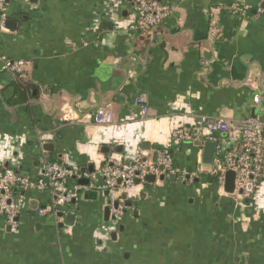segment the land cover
Listing matches in <instances>:
<instances>
[{
    "label": "crops",
    "instance_id": "0c3cea01",
    "mask_svg": "<svg viewBox=\"0 0 264 264\" xmlns=\"http://www.w3.org/2000/svg\"><path fill=\"white\" fill-rule=\"evenodd\" d=\"M160 1L170 15L148 30L133 29V0L8 3L14 27L0 33V56L27 62L19 84L31 92L18 103V77L0 62V165L36 180L44 163H59L99 185L105 160L154 163L169 147L191 172L206 141L179 144L178 128L202 116L228 121L227 135H213L218 157L241 147L236 125L264 126V0ZM100 109L110 124L95 122ZM205 166L193 182L154 176L120 191L127 209L116 227L98 189L56 217L37 212L49 192L25 193L18 233L0 216V264H264V181L228 193Z\"/></svg>",
    "mask_w": 264,
    "mask_h": 264
},
{
    "label": "built area",
    "instance_id": "2783aa9c",
    "mask_svg": "<svg viewBox=\"0 0 264 264\" xmlns=\"http://www.w3.org/2000/svg\"><path fill=\"white\" fill-rule=\"evenodd\" d=\"M10 1L15 0H0V33L8 31L7 7ZM133 4L137 15V23L133 26L135 30L156 28L167 19L171 12L170 8L160 0H133ZM216 12L217 9L212 10V16ZM0 62L3 70L14 77L23 74L27 66L26 61H12L5 56H0ZM136 103L140 107V117L145 118L149 112L146 97H138ZM112 119L113 115L107 109H100L95 114V122L99 125L110 124ZM245 125L249 128L236 130L241 147L232 146L222 151L221 156L216 157L214 164L207 171V174L222 188L225 184V173L229 170L237 174L236 189L238 191H246L249 185L253 190L259 189L264 181V126L261 122L253 120H249ZM232 129L231 124L225 119L202 116L194 123L178 128L173 137L179 144H196L216 141L214 134H228ZM41 145L43 146V143ZM203 166L202 158H200L195 171L190 172L176 167L172 152L169 147H166L158 151L156 163L144 156L135 157L132 161L123 164L112 159L105 160L97 173L103 178L99 185L95 183L96 174L68 168L59 163H44L36 180L18 175L13 169L0 170V216L5 217L12 233H18L20 216L25 206H28L25 193L49 192L51 205L38 207L37 212L41 216L51 213L56 217L58 214H64L66 208L78 200L82 191L98 189L101 193L107 194L111 223L113 227H116L127 209L124 201L119 197L120 191L129 193L137 182H144L151 175L157 178H169L175 175L183 182H193L205 172ZM83 179H87L89 185L78 183Z\"/></svg>",
    "mask_w": 264,
    "mask_h": 264
},
{
    "label": "water",
    "instance_id": "95a60500",
    "mask_svg": "<svg viewBox=\"0 0 264 264\" xmlns=\"http://www.w3.org/2000/svg\"><path fill=\"white\" fill-rule=\"evenodd\" d=\"M106 25L108 27H112V23H106ZM105 25V26H106ZM7 28L8 29H13L14 24L10 21L7 22ZM236 129L238 130H244V129H248L249 127L246 125H236L235 126ZM225 135H227V133H225ZM200 143H196V145H199ZM49 145H45V149L48 148ZM219 147H220V143L217 141H206L204 144V153H203V159L202 162L204 165L207 166H211L214 164V161L218 155V151H219ZM157 157H158V151L155 152V159H154V163L157 162ZM165 177H161L162 180H164ZM176 176L173 175L170 179L172 181H176ZM236 179H237V174L235 171L233 170H229L225 173V184H224V190L228 193H234L236 190ZM148 181H155V177L154 176H149L147 178ZM88 180L87 179H83L78 181L79 184L82 185H86L88 184ZM139 183V182H137ZM248 191L252 190V186L249 185L248 186ZM110 209L107 210V215L109 214Z\"/></svg>",
    "mask_w": 264,
    "mask_h": 264
},
{
    "label": "trees",
    "instance_id": "16d2710c",
    "mask_svg": "<svg viewBox=\"0 0 264 264\" xmlns=\"http://www.w3.org/2000/svg\"><path fill=\"white\" fill-rule=\"evenodd\" d=\"M22 75L23 74H20L18 76V80H16V89H17L16 90L17 91L16 95L18 97V99H17L18 103L26 102L27 97L30 96V92H31L29 85H23L22 86L21 84H19L20 81L24 80L23 78H21ZM7 169H13L18 175H22L21 172L18 170V168H13V167H10V166L6 167L5 165H0V170L1 171H5ZM213 180H214V178H213Z\"/></svg>",
    "mask_w": 264,
    "mask_h": 264
},
{
    "label": "rangeland",
    "instance_id": "374dc122",
    "mask_svg": "<svg viewBox=\"0 0 264 264\" xmlns=\"http://www.w3.org/2000/svg\"><path fill=\"white\" fill-rule=\"evenodd\" d=\"M205 167H206L207 169L211 168L210 166H207V165H206Z\"/></svg>",
    "mask_w": 264,
    "mask_h": 264
}]
</instances>
